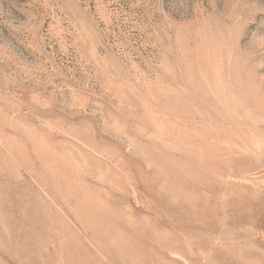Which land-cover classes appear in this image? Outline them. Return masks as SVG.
<instances>
[{
	"label": "rangeland",
	"instance_id": "1",
	"mask_svg": "<svg viewBox=\"0 0 264 264\" xmlns=\"http://www.w3.org/2000/svg\"><path fill=\"white\" fill-rule=\"evenodd\" d=\"M0 264H264V0H0Z\"/></svg>",
	"mask_w": 264,
	"mask_h": 264
}]
</instances>
